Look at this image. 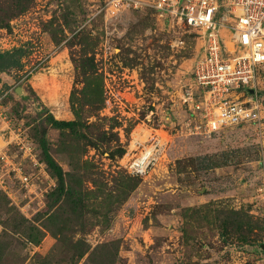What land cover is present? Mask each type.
<instances>
[{"label": "rangeland", "instance_id": "374dc122", "mask_svg": "<svg viewBox=\"0 0 264 264\" xmlns=\"http://www.w3.org/2000/svg\"><path fill=\"white\" fill-rule=\"evenodd\" d=\"M151 1L107 18L87 0H0V53L22 50L20 68L0 70V264H264V67L259 122L202 134L181 103L200 40L162 26ZM59 52L66 86L53 74L31 85ZM155 143L152 164L131 174ZM9 163H22L26 189ZM59 185L76 194L55 202Z\"/></svg>", "mask_w": 264, "mask_h": 264}, {"label": "built area", "instance_id": "2783aa9c", "mask_svg": "<svg viewBox=\"0 0 264 264\" xmlns=\"http://www.w3.org/2000/svg\"><path fill=\"white\" fill-rule=\"evenodd\" d=\"M87 2L95 13L107 18L144 4L143 0ZM148 6L165 28L186 27L195 31L200 40V52L190 71L191 83L181 94V103L199 120L194 128H201L202 134L209 135L224 127L257 124L263 111L256 77L264 67V0H152ZM5 113L1 109L4 125L8 119ZM19 144V149L30 158L31 144L26 140ZM157 144L143 150L130 163L131 174L145 173L155 160ZM8 165L13 177L26 189L29 178L22 163ZM256 193L264 204V182Z\"/></svg>", "mask_w": 264, "mask_h": 264}, {"label": "trees", "instance_id": "16d2710c", "mask_svg": "<svg viewBox=\"0 0 264 264\" xmlns=\"http://www.w3.org/2000/svg\"><path fill=\"white\" fill-rule=\"evenodd\" d=\"M20 1H24V0H15V3L17 5V2ZM22 56V50L21 49H15L12 50L11 52H1L0 53V70H7V69H14V68H20V57ZM80 67H82L81 69V73L84 77H91L93 74V65L91 63V59L86 58L85 60H83V62H81ZM86 81V80H85ZM93 82V80L90 81H86L87 86L89 84H91ZM99 93H96V96ZM51 126H53L56 129H63V128H68V127H72L76 125V122H58V121H54L51 120ZM44 146H45V142L43 140V133L41 135V139L39 140V148L41 149V153L43 154V159L45 161V163L48 165V167L57 175H60V169L53 163V161L46 155V152H44ZM94 146V144H93ZM122 154V150H118V156H120ZM64 194H67L68 197L70 196H74L76 194L75 191L73 192H68V191H64L63 187L61 185H59V187H57L56 191H55V202L59 201V199L64 196ZM71 205V204H70ZM71 211H73L75 209V204L73 203V205L70 207ZM56 230H58V234L57 235H61V231L60 228L58 227ZM53 235V234H52ZM53 237H55V235H53ZM260 246V244H258V247Z\"/></svg>", "mask_w": 264, "mask_h": 264}, {"label": "crops", "instance_id": "0c3cea01", "mask_svg": "<svg viewBox=\"0 0 264 264\" xmlns=\"http://www.w3.org/2000/svg\"><path fill=\"white\" fill-rule=\"evenodd\" d=\"M222 35L226 36L225 33H222ZM223 36V37H224ZM225 38V37H224ZM50 68L48 69L49 71L47 73L44 72H39L36 77H32L31 79V85H36V87H39L40 90L43 89L42 85H39V79L41 78V76L43 77L44 75H49V74H53V75H57L60 80H61V85L62 86H66L67 81H69L71 79V66L70 64L67 62L66 56L65 54H63V52H59L57 54H55L51 59H50ZM34 79V80H33ZM37 79V80H36ZM67 79V80H66ZM34 81V82H33ZM44 97H46L44 95ZM41 98V96H40ZM47 98V97H46ZM44 98V99H46ZM54 102L57 103H53L55 106L59 105H63L64 104V100L63 98L59 99V100H55ZM253 264H262V262L260 260H256Z\"/></svg>", "mask_w": 264, "mask_h": 264}, {"label": "water", "instance_id": "95a60500", "mask_svg": "<svg viewBox=\"0 0 264 264\" xmlns=\"http://www.w3.org/2000/svg\"><path fill=\"white\" fill-rule=\"evenodd\" d=\"M248 93H252V90H247ZM14 93L17 94V95H20L21 94V89L19 87L15 88L14 89ZM259 252H264V245L263 244H260L259 246Z\"/></svg>", "mask_w": 264, "mask_h": 264}]
</instances>
